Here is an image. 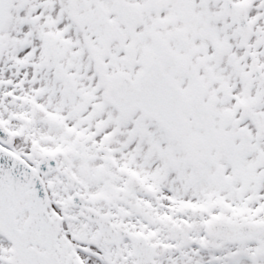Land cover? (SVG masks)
Segmentation results:
<instances>
[{"label": "snow or ice", "instance_id": "snow-or-ice-1", "mask_svg": "<svg viewBox=\"0 0 264 264\" xmlns=\"http://www.w3.org/2000/svg\"><path fill=\"white\" fill-rule=\"evenodd\" d=\"M0 264H264V0H0Z\"/></svg>", "mask_w": 264, "mask_h": 264}]
</instances>
